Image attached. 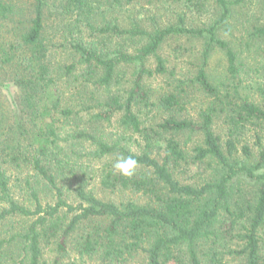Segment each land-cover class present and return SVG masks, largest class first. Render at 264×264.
<instances>
[{
  "label": "trees",
  "instance_id": "1",
  "mask_svg": "<svg viewBox=\"0 0 264 264\" xmlns=\"http://www.w3.org/2000/svg\"><path fill=\"white\" fill-rule=\"evenodd\" d=\"M28 1L29 16L0 0V223L25 219L23 233L0 235V255L19 248L21 264H42L52 247L43 264H76L62 260L70 248L99 264H264V81L244 77L253 66L220 34L246 0H215L220 17L202 27L184 14L153 29L124 10L133 0ZM250 33L247 46L261 39L264 53V25ZM171 38L202 40L193 74L159 55ZM59 48L69 58L56 64ZM217 50L225 69L211 76ZM160 76L159 90L148 81ZM120 156L137 160L131 177L113 168ZM203 164L201 183L177 175ZM10 171L30 205L11 192ZM88 173L142 202L98 197Z\"/></svg>",
  "mask_w": 264,
  "mask_h": 264
},
{
  "label": "rangeland",
  "instance_id": "2",
  "mask_svg": "<svg viewBox=\"0 0 264 264\" xmlns=\"http://www.w3.org/2000/svg\"><path fill=\"white\" fill-rule=\"evenodd\" d=\"M20 2L23 6L27 16L30 15L28 10L30 7L28 0H16ZM50 2H55V0H50ZM58 2V1H57ZM125 2V0H124ZM124 10L130 11L128 13L132 14L139 19L141 25L146 28L153 29L155 27H163L169 23L176 21L179 15L186 16V20L190 26L202 27L211 24L214 20L220 17L219 6L215 0H133L129 5L124 7ZM24 13V14H25ZM22 17V16H20ZM19 20V18H17ZM52 18H49L48 28L52 22ZM233 31L231 34L222 32L221 36L230 40L232 47L236 51H241L243 60L247 64L253 66V69L248 73H244L245 78L249 82H263L264 72H257L255 68L259 65L264 64V53H257L258 43L263 44V40L258 39L253 41L257 44L253 46H247L251 38L252 30L256 26L264 25V0H246L240 5L234 7L233 20L231 22ZM59 36H57V39ZM250 39V40H249ZM58 41V40H57ZM138 41V40H137ZM135 43H138V42ZM140 43L138 44V46ZM203 49V42L200 39H187V38H171L167 40L161 49L159 50V55L166 58L170 68H176L180 73L193 74L196 70V66L199 65V53L201 54ZM67 51L63 48L52 50L51 60L53 63L61 64L68 59ZM150 64L156 66V58H150ZM226 64L225 53L221 50H217L213 53L210 58V65L208 72L211 76H219L223 73ZM133 68H128L127 70L121 71V76L123 73H132ZM164 76H160L155 79L149 80V84L156 89H161L164 83ZM196 109L198 105L196 104ZM195 109L192 113L195 114ZM223 120H217V131L222 135H225V128L223 126ZM112 130H116L118 127V116L112 122ZM109 128V127H108ZM119 128V127H118ZM256 128V127H255ZM264 134V131H263ZM224 138V137H223ZM224 140V139H223ZM80 171V170H79ZM11 172V192L21 203L25 205H30L29 195L24 193H29L25 189L16 187L17 173L15 171ZM179 178L186 182L201 183L205 178L209 176V169L206 164L194 165L193 167L184 168L181 172L177 174ZM89 182L91 184L87 189H92L93 193L98 197L107 200L121 203L127 200H135L142 202V197L138 194L133 193L129 190H104L98 184L97 179H91V174L88 173ZM44 201L51 199L50 195H43ZM69 200L75 201L73 197H69ZM5 206L4 203L0 202V209ZM25 230V219L23 218H12L5 223H0V235L1 236H12L13 234L19 232H24ZM10 250V249H9ZM56 256V252L52 247L45 249L42 264L47 261L50 263ZM24 258V254L19 250V248H14L11 251H4L0 255V264H21V260ZM63 261L75 262L76 264H99V258L82 257L76 254L72 248L69 252L62 257ZM27 262V259L26 261Z\"/></svg>",
  "mask_w": 264,
  "mask_h": 264
},
{
  "label": "clouds",
  "instance_id": "3",
  "mask_svg": "<svg viewBox=\"0 0 264 264\" xmlns=\"http://www.w3.org/2000/svg\"><path fill=\"white\" fill-rule=\"evenodd\" d=\"M137 160L132 156H120L113 164V168L121 175L131 177L135 174Z\"/></svg>",
  "mask_w": 264,
  "mask_h": 264
}]
</instances>
